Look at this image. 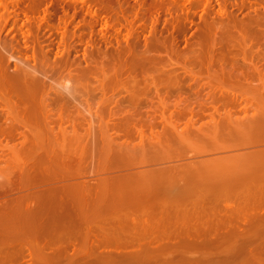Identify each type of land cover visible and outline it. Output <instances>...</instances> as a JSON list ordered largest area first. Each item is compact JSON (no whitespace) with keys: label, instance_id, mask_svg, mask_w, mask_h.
Returning <instances> with one entry per match:
<instances>
[{"label":"rangeland","instance_id":"rangeland-1","mask_svg":"<svg viewBox=\"0 0 264 264\" xmlns=\"http://www.w3.org/2000/svg\"><path fill=\"white\" fill-rule=\"evenodd\" d=\"M109 1L0 0V110L22 106L24 89L37 90L35 101L51 106L58 119L60 113L67 115L63 124L67 128L59 131L67 137L60 140L67 147L73 149L74 145L76 151L89 153L93 147H104L97 146L106 141L105 146L119 147L125 140L129 146L143 140V144H138L143 152V148L149 149L151 141L166 140L165 133L171 124L183 129L188 121H193L195 127L209 130L208 125L218 127L222 123L219 120L227 117L231 108L232 112H238L240 108H230L223 97L215 94L209 84H213L214 77L225 76L226 83L221 86L231 88V84L239 92L250 88L259 96L264 92V0ZM259 96L249 100L258 106ZM245 104L243 101L241 107ZM236 112L228 114L225 120L229 115L234 118L246 115ZM9 113L12 114V109ZM13 114L11 120L14 117L24 121L21 114L17 113L19 119ZM4 118H0V140L4 147L0 149V181L14 169V157L20 148V145L11 148L18 140L12 142L4 136L3 129L12 122ZM15 119L17 124L12 123L20 124ZM139 128L145 130L144 139ZM203 132L182 140L196 147L204 140L207 131ZM92 169L87 166L85 175L65 182L92 181L105 176L92 174ZM32 191V187L14 192L1 188L0 202ZM239 201L235 197L218 203L211 198L203 202L182 199L179 202L190 207L189 210L155 215L150 221L153 225L163 222L164 229L137 233L119 229L118 235L109 236L112 242L103 241L91 248L110 257L106 255L99 261L94 256L82 257L90 264H264V201L253 205L249 215L237 217L226 205L235 207ZM132 217L139 218L136 214ZM101 226H106L104 233L105 230L111 233L106 229L109 225ZM193 227L203 231L190 230ZM242 233L252 236L242 237ZM73 241L67 246L68 259L79 250L77 243L72 245ZM54 244L47 245L45 251L52 254L61 249L60 243ZM133 251L137 253L135 258L124 256ZM32 258L27 254L22 262L6 264H34Z\"/></svg>","mask_w":264,"mask_h":264},{"label":"bare ground","instance_id":"bare-ground-1","mask_svg":"<svg viewBox=\"0 0 264 264\" xmlns=\"http://www.w3.org/2000/svg\"><path fill=\"white\" fill-rule=\"evenodd\" d=\"M96 17L98 18V16ZM224 77L213 78L212 81L216 82L217 85L214 82L209 84L214 87L215 94L225 99L223 102L226 104L228 102V106L231 105L230 108L232 106L234 109L240 108L238 112L233 111L234 113H244L246 114L244 117L234 118L229 115L230 118L225 120L228 114L233 113L231 108L228 110L231 112L227 113V117H222V120L225 121L220 119L219 121L222 123L217 122V124L219 123L217 126L221 125V128L216 127L215 124V127L211 125L213 131L209 125L210 128L206 127L209 130L197 128L193 121H188L183 129H179L178 126L169 121L173 126L166 130V133L164 132L168 136L166 140L151 141L149 149L143 148V152L139 150L142 149V145L138 147L143 144V140L136 146L132 145L133 143L129 146L125 140V144L121 142V145L117 144L119 147L115 146L117 148L111 145L105 146L108 143L106 140V142L103 141L104 144L95 141L101 144L98 145L97 143V147L104 146L106 148L95 149L92 146V150L87 153L85 149V151H76V147L72 145L74 151L72 147H67L64 140L60 141L64 136L61 130L67 128L63 126L64 117L67 115L60 113L59 119L56 118L51 106L46 105L47 103L44 106L43 103L34 100L37 90L24 89L21 93L24 100L21 102L23 103L22 106L16 103L17 107L9 105L11 107L7 111L4 110L7 109L5 107L0 110V116H2L0 118L5 117L6 121L14 122L15 118L13 117L12 120L10 118L13 113L16 114H13L16 117L21 114L22 118H20L24 120L22 122L17 117L20 121L16 119L15 121L20 122V124L16 125V122H14L16 124L11 122L6 129L4 128L5 130L3 129L4 136L10 141L18 140L11 148L15 149L19 145L20 148L17 151V157L13 155L16 158L14 169H11L9 176H5V179L0 181V190L2 188L14 192L32 187L34 191L31 193L24 192L23 195L19 193L17 195L20 196L0 202V264L22 262L20 260L24 259L27 254L33 257L34 264H57V262L59 264L64 260L67 261L62 262L63 264H88L89 262L86 263V259L82 257L84 255L88 258L94 256V258H98L96 259L98 261L105 259L110 255L105 253L106 256L100 253V250L91 248L100 246L103 241L112 242V237L109 236L118 235L120 230L130 229L135 230L136 233L152 231V229L160 230L163 222L157 221V224L155 222L153 225L150 221L155 215H166L173 212L176 214V211L181 209L189 210L190 207L186 205L184 207V204L179 202L182 199L203 202L207 198H211L218 203V201L235 197L241 201L235 207L226 205L232 209L230 213L237 217L249 215L254 209H252L253 205L261 204L264 201V92L258 90L262 93L260 94L261 99L258 101V106L257 104L254 105L253 97L259 96L256 91L250 88L251 93L248 94L249 91L239 92L233 89L231 84V88L221 86ZM231 78L233 79V77ZM257 99L255 98L256 101ZM243 101L246 104L241 107ZM260 102L263 103L261 107ZM11 109L12 114H8ZM15 109L18 110V115L14 112ZM191 110L193 112V109ZM171 113L173 114V112ZM202 113L204 112L202 111ZM203 130L204 132L207 131L203 132L204 140H198L200 144L196 147H191L189 146L190 143L187 145L182 140L189 135H198L199 131ZM138 131H141L139 132L140 135L143 133L144 139L145 130L139 128ZM69 132L71 133V131ZM200 134L202 135V133ZM212 134L215 136L211 137ZM131 137L133 136L131 135ZM200 137L198 139H202ZM209 137L211 138L207 139ZM220 137H223V140ZM91 140L94 143V139ZM112 141L115 144V139ZM1 144L0 140V149L4 148ZM87 166H92V174L102 173L105 176L92 181L65 182L68 179L85 175L83 171ZM60 181L65 183L59 185L57 182ZM157 202L160 203L155 204ZM242 202L243 204H241ZM197 203L201 202H196V205ZM228 207H226L227 210ZM135 214L139 218H133L132 216ZM101 225H109L106 229L110 230L111 233L106 230L104 233L102 230L106 226ZM198 228L193 227L190 230L200 231ZM92 229H97V231H92ZM234 229L238 230L237 227ZM241 235H243L242 237L252 236L250 234L246 236L245 233ZM70 241H73L72 245L77 243L79 250L72 254V258L68 259L67 246L71 243ZM53 243L62 244H59L61 249L54 250V253L49 254L45 251V247ZM65 244L66 247L64 248L63 245ZM142 252L145 253L143 250ZM251 253L254 252L251 251ZM124 256L135 258L137 253L133 251L124 254Z\"/></svg>","mask_w":264,"mask_h":264}]
</instances>
